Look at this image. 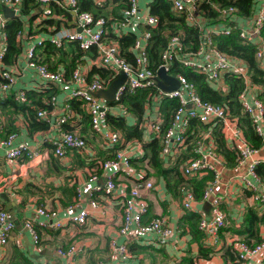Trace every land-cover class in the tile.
Here are the masks:
<instances>
[{
	"label": "built area",
	"instance_id": "1",
	"mask_svg": "<svg viewBox=\"0 0 264 264\" xmlns=\"http://www.w3.org/2000/svg\"><path fill=\"white\" fill-rule=\"evenodd\" d=\"M43 4V8L38 15L39 21L47 18L61 19L62 15L51 12L49 0H36ZM61 10L68 12L73 17V23L59 25L57 28L48 27L47 32L36 36H29L27 29L17 31L15 37L23 44L20 53L14 63L5 65L2 62L6 50V36L2 26L6 17L0 12V99L9 96L17 102H26V89L17 86L19 76L24 72L32 71L39 82L43 85L47 83L60 84L63 81L59 69L49 70L44 64L38 63L35 56V48L48 41L50 44L60 47L65 41H75L82 50L94 48L96 50L98 64L111 73L109 80L104 81L99 78L86 80L80 65L76 66L71 73L70 81L65 82L70 85V91L66 99L61 114H58L53 122L56 135L51 141V153L62 158L70 150L87 149L85 140L77 131L63 130L62 125L70 124L74 126L79 120V115L68 104V100L74 98L79 101L81 108L85 110L90 119V128L93 133L98 134L102 141V146L118 148L114 156L99 163V169L103 172L102 185H95L97 179H102L100 174L89 172L87 181L94 183L93 187L100 191L106 200H112L111 195L116 199L111 203L118 205L121 209L120 234H127L133 231L134 234L155 235L159 241L164 242L174 230L165 223L163 218L152 217L146 222L141 221V217L147 212V204L142 197L141 191L153 187L152 181L144 179L145 172L136 171L130 164V154L132 148L141 145L137 140L125 141L117 129H113L106 123L105 115L111 108H116L118 116H126L123 105L118 102L119 98L128 92L134 93L137 89L146 90L144 103L147 107L155 108L164 99H174L176 106L169 114L166 127H162L161 119L158 120L157 112L143 113L138 121V128L145 134L148 132L151 138L160 135L161 147L158 151L159 157L165 159L172 157V151H177L184 145L185 133L189 122L195 120L207 125L204 133H198L190 148L191 156L186 158L178 167L183 178L200 176L206 173L211 174V179L207 180L202 191L200 200H207L210 212L207 216L200 215L196 228L204 235V240L210 241L208 245L216 243L219 231L227 224L225 214L220 210L219 204L221 196L213 191L220 170L224 167L222 157L217 154L214 142L210 136L212 127L219 124L220 133L226 139L227 146L234 151V165L242 166V172L237 174L242 187L253 194L255 201L264 199V194L259 193L261 185V175L257 171L258 165L264 168V156L259 155L260 147L251 146L243 137L242 132L236 126L234 118L230 117L222 105L203 101L197 95L195 88L186 77L176 72L170 73L173 64L188 68L203 76L204 81L210 86L220 85L221 77L225 74H233L241 78L242 88L237 95L240 111L248 116L254 132L260 137L261 145L264 143V103L259 100L256 94L249 93V86L252 82L245 72L242 62L232 58L214 46L212 37L228 33L229 29L224 22H209L199 14V4L203 0H168L171 10L183 15L187 25L197 30V43L194 49L186 46L183 36L179 33L170 35L164 48L159 54V64L154 70L149 68L146 55V47L150 37V29L157 25V18L148 12L146 1L145 12H140L138 0H127V6L122 9L119 22L114 21L109 24L112 33L118 37L125 33H136L134 42L130 47L133 52L131 62L124 59L119 53L117 42L104 40L106 34V20L103 17H93L89 11L79 10L76 0H52ZM95 4L103 0H92ZM21 0H0V6L6 7L12 12V16L18 15ZM216 8V7H215ZM233 6L220 9L221 17H227L234 21ZM238 26V38L242 43L252 44L255 48L254 58L258 67L264 70V40L261 36V29L264 25V0H255L253 13L246 19L239 18L236 21ZM142 25L144 29L137 35V27ZM28 41V42H27ZM19 62L22 66H18ZM162 67L164 71L172 75L177 80V87L172 90H163L156 85V71ZM124 74V79L114 92L113 104H108L104 100L96 98L93 92L106 88L107 84L119 73ZM39 83V84H40ZM38 84V87H39ZM226 87V85L224 84ZM36 87V88H38ZM48 109H37L35 117L37 120L46 123L50 120ZM150 127L146 131L145 127ZM205 140V142H204ZM141 147V146H140ZM138 155H142V151ZM172 149V151L170 150ZM0 150H3L7 160L31 161L40 155L36 147H32L27 141L17 138L16 132H11L0 138ZM128 181L129 185H124L119 180V176ZM264 178V177H263ZM181 206L185 211H191L196 199L192 193L184 188H179ZM90 209L100 207L96 200L89 199ZM69 222L82 226L87 221L88 209L74 205L66 207ZM36 215L45 217V220L37 222L40 227L59 228L58 221H51L55 217V212L49 207H37ZM133 225V227H131ZM28 232L31 244L38 243V235L33 223L26 219L22 225ZM14 228V223L6 216L5 211L0 210V246L7 243L10 231ZM234 251L233 264H264V238L257 243L247 244L239 239H231L228 243ZM82 251V247L71 244L65 249H58L56 252L63 259L65 264H73L74 256ZM95 264H133L132 253L127 248L125 241L117 243L114 238H109L106 260H98Z\"/></svg>",
	"mask_w": 264,
	"mask_h": 264
},
{
	"label": "crops",
	"instance_id": "2",
	"mask_svg": "<svg viewBox=\"0 0 264 264\" xmlns=\"http://www.w3.org/2000/svg\"><path fill=\"white\" fill-rule=\"evenodd\" d=\"M146 1L138 0L140 12L146 11ZM103 2L111 7L110 0H103ZM46 4L49 3L46 2ZM4 10L6 13L9 12L8 8L0 6L2 14ZM56 20L59 21L58 26H70L73 23V17L69 13L68 16L62 15L61 19ZM39 23L37 15L32 20L31 28H36ZM142 27V25L137 27V35L144 29ZM23 44L21 45L20 42V49ZM79 64L86 76L93 65L99 66L97 55L95 54L94 57L82 56ZM242 64L246 72L247 66L244 62ZM18 66H22V63L19 62ZM39 83L32 71L24 72L23 76H19L17 80V86L24 87L26 92H38L36 87ZM219 84L210 87L225 94L226 87L223 76ZM48 89H54V92L50 100L51 107L48 108L51 116L49 122H45L47 124L45 129L29 131L27 119L23 114L19 112L7 113V108L2 107V103L0 104V138L6 134L5 132L13 131L17 133V138L20 137L40 151V155L31 161H11L7 160L3 150H0V210L5 211L8 219L14 223L7 243L0 246V264H65L56 251L65 249L71 244L82 247V251L74 256L73 264H95L98 260H106L109 238H114L117 243L123 241L127 243V248L132 253L133 264H225L223 252L228 243L231 239L242 238L239 236L238 230L241 228L245 210L252 208L257 214L264 213V199L255 201L253 194L244 189L238 180L237 174L242 172V166H229L222 158L224 167L220 170L213 191L221 196L219 208L225 214L227 224L219 231L217 242L208 245L210 241L203 240L201 232L191 226L190 217H187L190 220H183L187 212L181 206L179 192L175 191L177 186L171 185L172 190L168 191L163 178L154 176L152 170L145 166L144 162L137 160L138 154L141 153L138 152L139 147L141 146L140 150L143 154L142 144L151 139L150 133L147 132L144 138L141 131L142 140L139 142L141 145L132 148L130 158L133 161H130V164L136 171H141L140 169L144 172L145 170L151 171L146 179L152 181L153 184L151 189L141 191L147 204V212L142 216V222L144 223L152 217H158L163 218L166 224L175 228L164 242L159 241L155 235H137L133 231H128L125 235L120 234L121 209L118 205L111 203L116 199V196L111 195L112 200H106V197L93 187L94 183L86 180L91 171L104 178L103 172L101 173L98 167L108 154L101 144L102 139L90 128H85L83 120L81 124L77 123L74 127L70 124L62 125L63 130L77 131L85 140L87 149L70 150L62 158L55 157L51 153V141L56 135L53 122L63 110L70 85L54 84ZM260 91L261 87L257 84L252 83L249 86L250 94L257 95ZM8 97H11V93ZM94 97L104 100L98 96ZM49 99L50 97L46 98L44 95L41 101L43 103ZM27 102L30 103L29 99ZM105 102L107 103V101ZM161 102L155 108L147 107V104L143 103L141 116L144 112L152 111L153 113L156 111L158 120L161 119L163 122L165 113L160 109ZM108 114L118 116V111L116 108H111ZM122 118L127 125H135V121L137 122L136 118L130 114ZM145 129L150 131L149 126ZM200 132L204 133L205 129ZM185 138L184 145L177 151L170 149L173 159L166 157L162 160L159 157L165 169H172L177 162L178 164L182 163L191 156L190 148L194 141L187 135ZM211 139L213 141V138ZM259 155L264 156V143L259 149ZM118 176L121 183L129 185L128 181H124L126 179L122 175ZM261 176L258 192L264 194V176ZM103 178L97 179L95 185H102ZM89 199L96 200L100 207L90 209ZM194 202V207L189 212H193L197 216L209 214L210 206L207 200L199 199ZM69 205H74L75 210L78 207L88 209L87 221L84 225L78 226L69 222L66 211V207ZM43 206L49 207L55 212V217L51 221H58L61 225L59 228L37 225V222L45 220V217L36 215L35 209ZM26 219L33 223L37 232L38 243L35 245L31 244L29 234L22 226ZM258 234L262 239L264 238L262 224L258 228Z\"/></svg>",
	"mask_w": 264,
	"mask_h": 264
},
{
	"label": "trees",
	"instance_id": "3",
	"mask_svg": "<svg viewBox=\"0 0 264 264\" xmlns=\"http://www.w3.org/2000/svg\"><path fill=\"white\" fill-rule=\"evenodd\" d=\"M76 1L79 10L89 11L93 17H103L106 20V34L104 40L107 42L115 40L121 56H123L125 60L131 62L133 60V52L130 50V47L134 42L136 33H125L116 37L109 26L111 22L120 21L122 9L127 6V0H110L111 7L106 5L103 1L99 4H95L92 0ZM47 2L49 3L51 12L65 15V17L68 16V13L59 9L52 0ZM37 5L38 1L36 0H21L18 15L5 20L2 26V30L6 36V50L2 58L3 64L10 65L14 63L17 55L20 53V40L15 37L17 31L22 30V28L27 29L28 35L34 37L38 34L47 32V27L57 28L59 21L53 18L40 20L36 28H31L32 20L37 17V12L35 10ZM228 6H233L236 9L233 14L236 15L234 21L229 20L227 17H221L220 15L219 10L227 8ZM254 8L255 0H203V2L199 4V14L209 22L226 23L229 29L228 33L213 36L212 42L220 51L246 64L248 78L252 83L261 87V91L257 94V97L264 103V70L258 67L257 61L254 58V46L252 44L242 43L238 38V26L237 23H235L239 18L246 19L249 17L253 13ZM148 12L157 18V25L155 28L149 30L150 37L146 47L149 68L154 70L159 64V54L164 48L167 38L172 34L179 33L183 36L186 46L191 49L196 47L197 30L185 23L183 15L171 10L168 0H151L148 3ZM261 36L264 40V25L261 29ZM34 53V58L38 63L44 64L49 70L59 69L61 71L63 81L59 85H63L65 82L70 81L71 73L76 66L80 65L81 57H94L96 50L94 48L82 50L75 41H65L60 47H56L48 41H44L35 48ZM169 72L172 74L176 72L183 74L186 79L193 84L201 100L222 105L227 114L229 113L230 117L235 119L236 126L240 129L246 141L256 148L261 146V139L254 132L250 119L246 114L240 111V105L237 101V95L242 88L240 77L233 74H225L223 76L224 84L226 85V92L224 94L212 89L200 74L188 68L181 67L176 63L172 65ZM110 77L111 73L107 69L93 65L86 75V80L90 81L93 78H99L107 81ZM51 85L54 84L47 83L43 85L40 83L36 90L38 92H26L27 100L29 99L30 103L27 101L22 103L15 102L12 100V97L6 96L0 99V104L2 103V107L5 106L7 108V113L19 112L23 114L27 119L29 131L45 129L47 124L44 121L35 119V113L37 109H48L51 107L50 100L54 92V89H48ZM145 94L146 90L137 89L132 94L124 92L118 100V102L123 105L126 112L136 118L137 122L135 121V125H127L122 118L123 116H113L108 113L105 115L106 123L113 129H117L125 141L137 140L140 142L142 140V130L138 128V121L142 113ZM44 95L46 98L50 97V99L42 103L41 99ZM162 101L160 109L165 115L161 126L164 128L167 126L169 114L174 110L176 102L174 99H164ZM67 102L79 115V120L76 121V124H81L83 120L85 128L89 129V116L85 110L80 107L79 101L71 98ZM113 103L114 102H108V104ZM203 129H207V125L191 120L185 135L192 138L194 141L195 137H199V131ZM11 132L13 131L5 132L6 134H4V136ZM211 136L217 154L224 159L225 164L229 166L234 165V151L227 146L226 139L220 133L219 124L212 127ZM142 147L143 154L139 155L137 160L144 162V165L152 170L154 176L162 177L168 191L172 190L171 185L177 186V189L175 188L177 192L180 191V187H184L192 193L197 201H199L201 191L206 181L211 179V174L209 172L200 176L196 175L183 179L178 169L181 163L178 164L177 162L172 169H165L158 156V151L161 147L160 135L143 143ZM117 148L116 146L107 148L106 151L108 154L102 161L113 157ZM130 161L133 160L130 159ZM257 171L260 175L264 176V168L262 166L258 165ZM150 174L151 171L145 170L144 179ZM186 212V216L183 220L186 221L191 219V226L195 228L199 216L193 212ZM188 216L190 219H187ZM261 224L264 226V213L257 214L254 209L247 208L243 215L241 228L238 230L239 236L242 237L241 240L247 244L259 242L262 239L258 234V228ZM201 235L204 240V235L202 233ZM223 256L225 264H233L234 251L231 245H227L223 252Z\"/></svg>",
	"mask_w": 264,
	"mask_h": 264
},
{
	"label": "water",
	"instance_id": "4",
	"mask_svg": "<svg viewBox=\"0 0 264 264\" xmlns=\"http://www.w3.org/2000/svg\"><path fill=\"white\" fill-rule=\"evenodd\" d=\"M3 15L7 18V17H11L12 16V12L11 10H9L8 13L5 12ZM156 85L163 90H172L175 89L177 87V80L167 74L164 69L162 67L158 68L156 71ZM124 79V74L120 71L106 86V88L104 89H100L97 90L95 92L92 93L93 96H98L101 97L102 99H104L107 102H112L114 99V92L116 90V88L121 84V82Z\"/></svg>",
	"mask_w": 264,
	"mask_h": 264
},
{
	"label": "rangeland",
	"instance_id": "5",
	"mask_svg": "<svg viewBox=\"0 0 264 264\" xmlns=\"http://www.w3.org/2000/svg\"><path fill=\"white\" fill-rule=\"evenodd\" d=\"M43 8V4L42 3H39V5L36 6L35 10L37 13H39Z\"/></svg>",
	"mask_w": 264,
	"mask_h": 264
}]
</instances>
